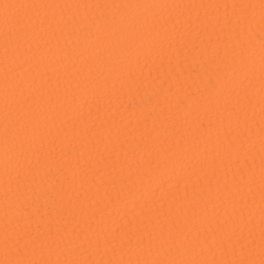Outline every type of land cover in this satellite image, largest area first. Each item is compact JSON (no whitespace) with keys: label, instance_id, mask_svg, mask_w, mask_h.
Returning <instances> with one entry per match:
<instances>
[{"label":"bare ground","instance_id":"6f19581e","mask_svg":"<svg viewBox=\"0 0 264 264\" xmlns=\"http://www.w3.org/2000/svg\"><path fill=\"white\" fill-rule=\"evenodd\" d=\"M262 264V0H0V264Z\"/></svg>","mask_w":264,"mask_h":264},{"label":"snow or ice","instance_id":"6c2138e0","mask_svg":"<svg viewBox=\"0 0 264 264\" xmlns=\"http://www.w3.org/2000/svg\"><path fill=\"white\" fill-rule=\"evenodd\" d=\"M262 7H264V0H262ZM16 264H23L22 261H17ZM262 264H264V262H262Z\"/></svg>","mask_w":264,"mask_h":264}]
</instances>
